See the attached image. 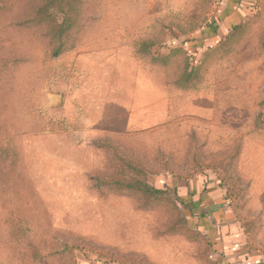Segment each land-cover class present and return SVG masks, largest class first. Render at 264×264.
I'll use <instances>...</instances> for the list:
<instances>
[{
    "label": "rangeland",
    "instance_id": "374dc122",
    "mask_svg": "<svg viewBox=\"0 0 264 264\" xmlns=\"http://www.w3.org/2000/svg\"><path fill=\"white\" fill-rule=\"evenodd\" d=\"M221 9L0 0V264H264V6Z\"/></svg>",
    "mask_w": 264,
    "mask_h": 264
},
{
    "label": "crops",
    "instance_id": "0c3cea01",
    "mask_svg": "<svg viewBox=\"0 0 264 264\" xmlns=\"http://www.w3.org/2000/svg\"><path fill=\"white\" fill-rule=\"evenodd\" d=\"M219 6L222 8L220 13L217 15V21L223 22V28L225 34L227 27L231 29L239 25L241 22L247 20L255 11V7L264 6V0H218ZM264 120V117H263ZM122 132H114V134H119ZM248 249H251L250 243H248ZM247 245V246H248Z\"/></svg>",
    "mask_w": 264,
    "mask_h": 264
},
{
    "label": "trees",
    "instance_id": "16d2710c",
    "mask_svg": "<svg viewBox=\"0 0 264 264\" xmlns=\"http://www.w3.org/2000/svg\"><path fill=\"white\" fill-rule=\"evenodd\" d=\"M41 11V10H40ZM56 24V23H55ZM62 44L59 45H54L52 55L53 56H58L62 53Z\"/></svg>",
    "mask_w": 264,
    "mask_h": 264
}]
</instances>
